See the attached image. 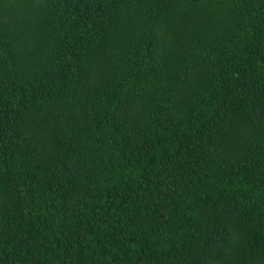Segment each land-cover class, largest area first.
<instances>
[{
	"label": "trees",
	"instance_id": "1",
	"mask_svg": "<svg viewBox=\"0 0 264 264\" xmlns=\"http://www.w3.org/2000/svg\"><path fill=\"white\" fill-rule=\"evenodd\" d=\"M0 264H264V0H0Z\"/></svg>",
	"mask_w": 264,
	"mask_h": 264
}]
</instances>
